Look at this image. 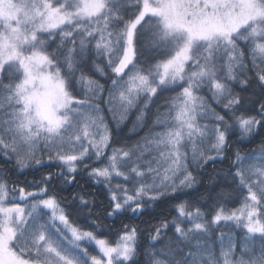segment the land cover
Returning <instances> with one entry per match:
<instances>
[{
    "label": "snow or ice",
    "instance_id": "6c2138e0",
    "mask_svg": "<svg viewBox=\"0 0 264 264\" xmlns=\"http://www.w3.org/2000/svg\"><path fill=\"white\" fill-rule=\"evenodd\" d=\"M0 157V264H264V0H0Z\"/></svg>",
    "mask_w": 264,
    "mask_h": 264
},
{
    "label": "trees",
    "instance_id": "16d2710c",
    "mask_svg": "<svg viewBox=\"0 0 264 264\" xmlns=\"http://www.w3.org/2000/svg\"><path fill=\"white\" fill-rule=\"evenodd\" d=\"M101 82H103V80ZM129 127H130V125H129ZM128 136H129L128 127H125L124 131L121 133V137H120L121 143L125 142V139ZM138 138L139 137L133 135V136H131L130 139H127L126 142L127 143H133ZM249 147L255 148V147H257V145L256 144H252V145H249ZM4 166H6L5 162H4L3 158L0 157V167H4ZM7 166H10V165H7ZM218 167H226V165H218ZM10 179H15V177L14 176H10ZM29 179H31V177H29ZM81 183L83 184V190L84 191L101 192L102 193V189L98 188V186L92 185L90 182L86 183V182L82 181ZM80 190H81V188L77 187V188L72 189L70 191H71L72 195H75V193L77 191H80ZM201 191H203V189H201ZM63 195L68 196L69 193L65 192V193H63ZM99 198L101 200H103L104 199L103 194H101ZM185 198L186 199L190 198L192 200H196L197 196L195 194H192L191 197H185ZM227 207L228 208H233V207H238V205L235 204L234 202H232V203L227 204ZM205 210H207V209H205ZM155 213L157 214V218L156 219H153L151 217H144V218H141L140 220H131V221H125V222H130V223L135 224V225H137V226H139L141 228H145L146 229V228H148V225L143 223L144 219H152V223L155 224V223L158 222V219L163 218L164 214H166L169 219L176 215V212H175V210H174V208L172 206V203H168L166 205H162V206L157 207L155 209ZM107 223H117V226H118V222H114V221H111V220L107 221ZM109 238L111 239L112 237H109Z\"/></svg>",
    "mask_w": 264,
    "mask_h": 264
}]
</instances>
